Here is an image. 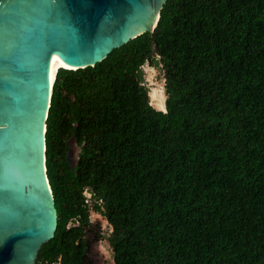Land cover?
<instances>
[{
	"label": "trees",
	"instance_id": "obj_1",
	"mask_svg": "<svg viewBox=\"0 0 264 264\" xmlns=\"http://www.w3.org/2000/svg\"><path fill=\"white\" fill-rule=\"evenodd\" d=\"M45 125L57 223L35 264H91L92 212L113 264H264V0H166L151 33L56 70Z\"/></svg>",
	"mask_w": 264,
	"mask_h": 264
},
{
	"label": "water",
	"instance_id": "obj_2",
	"mask_svg": "<svg viewBox=\"0 0 264 264\" xmlns=\"http://www.w3.org/2000/svg\"><path fill=\"white\" fill-rule=\"evenodd\" d=\"M165 1L0 0V264H35L56 229L45 168L52 56L93 66L151 33Z\"/></svg>",
	"mask_w": 264,
	"mask_h": 264
},
{
	"label": "rangeland",
	"instance_id": "obj_3",
	"mask_svg": "<svg viewBox=\"0 0 264 264\" xmlns=\"http://www.w3.org/2000/svg\"><path fill=\"white\" fill-rule=\"evenodd\" d=\"M142 71L144 83L149 90L150 104L157 110H164L165 95L161 72L158 68L152 67L148 64H145L142 67ZM72 147L73 144L70 142L69 150L71 155L73 154ZM90 217L93 233L88 235V259L91 261V264H113L112 251L106 240V237L110 233V227L103 216L92 212ZM97 235L101 237V239H95L94 237Z\"/></svg>",
	"mask_w": 264,
	"mask_h": 264
},
{
	"label": "bare ground",
	"instance_id": "obj_4",
	"mask_svg": "<svg viewBox=\"0 0 264 264\" xmlns=\"http://www.w3.org/2000/svg\"><path fill=\"white\" fill-rule=\"evenodd\" d=\"M60 67H63V68H66V69H70L72 67H68L66 65H64V63L62 62V60L58 57V55L54 54L52 56V59H51V63H50V85H51V81H52V78H53V75L56 71L57 68H60ZM153 91V90H152ZM153 98V97H152ZM161 102V101H160ZM161 104V103H160ZM162 110V109H161Z\"/></svg>",
	"mask_w": 264,
	"mask_h": 264
}]
</instances>
